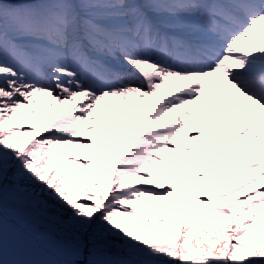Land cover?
I'll use <instances>...</instances> for the list:
<instances>
[{
	"label": "snow or ice",
	"instance_id": "1",
	"mask_svg": "<svg viewBox=\"0 0 264 264\" xmlns=\"http://www.w3.org/2000/svg\"><path fill=\"white\" fill-rule=\"evenodd\" d=\"M0 264H264V0H0Z\"/></svg>",
	"mask_w": 264,
	"mask_h": 264
}]
</instances>
